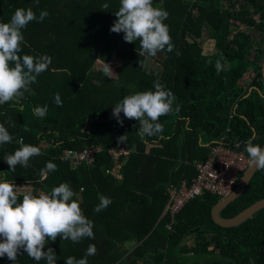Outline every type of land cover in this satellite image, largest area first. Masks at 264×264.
<instances>
[{
  "label": "trees",
  "instance_id": "16d2710c",
  "mask_svg": "<svg viewBox=\"0 0 264 264\" xmlns=\"http://www.w3.org/2000/svg\"><path fill=\"white\" fill-rule=\"evenodd\" d=\"M153 6L168 12L164 23L175 47L145 58L138 55V41L127 43L123 33L110 31L119 0H0V22H8L17 8H31L37 17L42 10L48 12L43 22H30L22 30L20 55L51 58L47 71L23 97L0 105V123L13 137L11 143L0 145V180L28 184L33 194L50 193L66 182L76 193L74 199L94 223L95 238L73 243L57 237L44 248L54 249L57 264H64L69 256L83 258L90 244L95 245L96 254L88 257V264H202L201 260L204 264H264V209L240 226L224 229L213 219L220 199L205 195L182 211L172 230L168 229L170 218L163 217L168 188L194 179L196 163L206 161L210 147L228 128L226 144L240 148L247 157L246 141L252 138L261 147L264 143L262 2L153 0ZM205 32L213 43L212 54H204ZM160 54H164L162 73H146V62ZM115 57L122 61L117 80L93 71L98 61L109 64ZM218 59L228 65V71L217 73ZM96 80L102 84L97 86ZM157 80L173 92V111L160 117L162 132L141 138L138 121L121 113V126L112 107L126 95L154 91ZM37 106H47L45 117L35 115ZM124 135V143L119 142ZM20 140L38 146L41 155L32 157L28 168L17 165L11 171L4 156L13 153ZM118 145L133 150L122 181L109 173L114 163L108 150ZM99 146L105 152L97 155L94 166L73 169L60 159L63 151ZM48 161L57 170L41 177L40 169ZM100 195L111 203L96 212ZM263 199L264 171L259 170L221 217L232 219ZM190 238L196 240L194 247L185 244ZM133 241L139 245L130 252L125 245ZM192 251L193 260L184 256ZM0 264L13 262L5 256ZM16 264L46 261L36 262L21 253Z\"/></svg>",
  "mask_w": 264,
  "mask_h": 264
},
{
  "label": "clouds",
  "instance_id": "9594fccd",
  "mask_svg": "<svg viewBox=\"0 0 264 264\" xmlns=\"http://www.w3.org/2000/svg\"><path fill=\"white\" fill-rule=\"evenodd\" d=\"M103 7L107 8L108 4ZM114 14L117 19L110 31L123 33V40L127 43L138 41L137 52L140 57L151 58L158 52L174 50L169 28L164 23L168 12L154 7L153 0H119V8ZM47 16L46 10H42L37 17L31 8H17L8 22H0V105L23 97L29 91V86L37 81V77L47 71L51 63L49 56L20 55L24 43L22 30L30 22H43ZM215 69L217 73L229 70L228 65L219 59L215 62ZM100 71L108 78L115 74L110 64L105 62ZM153 88L154 91H138L126 95L112 107V115L121 126V113L126 119L138 121V134L141 138L162 132L160 117L173 111V92L166 90L158 80L154 82ZM55 101L61 106L58 94ZM34 113L41 118L45 117L47 106L35 107ZM125 138V135L121 136L118 141L124 143ZM12 141L8 128L0 123V145ZM245 151L249 166L264 171V148L254 144L250 138L245 142ZM39 155L41 149L38 146L20 140L19 147L13 153L5 154L4 161L11 171H15L17 165L28 168L30 159ZM56 170L57 165L48 161L39 174L47 177ZM74 197L76 193L66 182L53 187L50 193L33 194L31 191H21L20 187L10 181L0 180V257L6 256L16 264L18 254L26 253L36 262L44 260L46 264H57L54 249L48 247L44 251L49 240L55 242L60 237L61 240L80 243L85 238L94 239V223L84 215L78 198ZM110 203L108 197L100 195L94 210L99 212ZM95 254V245L90 244L83 258L69 256L64 264H88V257Z\"/></svg>",
  "mask_w": 264,
  "mask_h": 264
},
{
  "label": "built area",
  "instance_id": "2783aa9c",
  "mask_svg": "<svg viewBox=\"0 0 264 264\" xmlns=\"http://www.w3.org/2000/svg\"><path fill=\"white\" fill-rule=\"evenodd\" d=\"M264 7V0H260ZM228 128L223 137L210 147V154L204 162H197L196 169L198 175L192 179L183 180L179 185H172L168 188L169 201L164 213V217H169L171 222L168 229L172 230L177 217L193 201L212 195L223 201L230 197L238 187V183L244 173L248 170L249 158L243 150L227 145ZM105 152L102 146L86 149L82 152L66 150L61 154V161L71 164L73 169L81 165L94 166L97 155ZM112 158L114 167L109 172L117 180H123V168L127 160L133 153L125 145H118L108 150ZM15 184V183H13ZM21 191L33 190L28 184H15Z\"/></svg>",
  "mask_w": 264,
  "mask_h": 264
},
{
  "label": "water",
  "instance_id": "95a60500",
  "mask_svg": "<svg viewBox=\"0 0 264 264\" xmlns=\"http://www.w3.org/2000/svg\"><path fill=\"white\" fill-rule=\"evenodd\" d=\"M261 76L264 83V60L261 65ZM262 148H264V143L262 145ZM259 170H257L255 167H249L248 170L244 173L242 178L240 179L238 183V187L234 190L232 195L223 201H220L217 206L213 210V219L217 225L224 229H230L235 228L249 220L252 216H254L256 213H258L260 210L264 209V199L255 203L251 207L247 208L245 211L237 215L236 217L229 219V220H223L221 217V213L223 210L228 207L230 204L234 203L237 199H239L248 189L251 181L253 180L254 176Z\"/></svg>",
  "mask_w": 264,
  "mask_h": 264
},
{
  "label": "rangeland",
  "instance_id": "374dc122",
  "mask_svg": "<svg viewBox=\"0 0 264 264\" xmlns=\"http://www.w3.org/2000/svg\"><path fill=\"white\" fill-rule=\"evenodd\" d=\"M194 14L197 15V12H195ZM255 34L258 36V33H255ZM203 36H204V38L202 39L201 43H202V47L204 50V54H212V44L213 43L207 38L206 32L204 33ZM253 38H255V36H253ZM163 59H164V54H160V55H158V57H156V59L148 60L145 64L144 71H146V73H148V74H152V73L161 74L163 71V67H162ZM102 63H103L102 61H98L96 63V65L94 66V69H93V71L95 73L101 72L100 67H101ZM121 63H122V61L117 57L113 58V60L109 63L111 68L113 69V71L115 73L110 79L117 80L119 78L117 69L119 68ZM95 84L97 86H100L102 83L99 80H96ZM151 148L152 147L149 146L148 152L150 151ZM194 243H195V241L192 240L191 242H189V246H191V247L195 246ZM48 245H49V242L45 245V247ZM189 255H192V254H189Z\"/></svg>",
  "mask_w": 264,
  "mask_h": 264
},
{
  "label": "crops",
  "instance_id": "0c3cea01",
  "mask_svg": "<svg viewBox=\"0 0 264 264\" xmlns=\"http://www.w3.org/2000/svg\"><path fill=\"white\" fill-rule=\"evenodd\" d=\"M0 176L2 177V175H0ZM163 217H164V215H163ZM192 240L195 241V243H196V240L194 238H190V239L185 241V244L189 246V242H191ZM48 242H49V244H51L52 241L49 240ZM195 243H194V245H195ZM138 245H139V243H137L135 241L129 242V243H127L125 245V249H128L130 252H132L135 249V247H137ZM189 247H191V246H189ZM213 248L214 247H212L210 250H212ZM189 254H192V255H189ZM184 256H189V258L193 260L195 258V252L192 251V252H189V253H185ZM201 263L204 264V260H201ZM138 264H144V263L143 262H139ZM162 264H166V263H162Z\"/></svg>",
  "mask_w": 264,
  "mask_h": 264
}]
</instances>
